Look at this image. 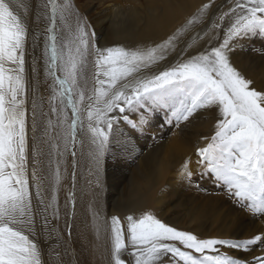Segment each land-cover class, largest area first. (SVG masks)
<instances>
[{"label": "snow or ice", "instance_id": "snow-or-ice-1", "mask_svg": "<svg viewBox=\"0 0 264 264\" xmlns=\"http://www.w3.org/2000/svg\"><path fill=\"white\" fill-rule=\"evenodd\" d=\"M219 4L201 0L160 36L102 47L73 0H0V264H46V247H75L81 217L97 239L103 228L104 264H264V254L251 260L230 254L264 244V229L250 238L202 237L146 206L108 216L99 198L114 144L134 161L138 136L161 112L178 130L208 113L214 130L200 138L204 146H194L195 167L192 155L179 165L180 181L195 188L213 181L235 206L264 221V82L257 84L232 60L242 41H264V0H230L226 10ZM42 15L43 74L51 81L46 111L37 97L39 57L35 47L29 51ZM89 64L91 95L79 90L77 98ZM78 144L87 146L89 166L79 210Z\"/></svg>", "mask_w": 264, "mask_h": 264}, {"label": "rangeland", "instance_id": "rangeland-1", "mask_svg": "<svg viewBox=\"0 0 264 264\" xmlns=\"http://www.w3.org/2000/svg\"><path fill=\"white\" fill-rule=\"evenodd\" d=\"M57 2L59 3L60 0H57ZM229 2L230 0H220L219 7L221 9L226 10L225 5ZM37 3H46V0H37ZM79 6L82 7L81 4H79ZM44 11H48L50 14V10H44ZM188 16L189 15H187L186 17ZM186 17L178 20L175 23V25L172 27V29L176 25L180 24ZM33 20L35 21V10L33 15ZM35 26H37V29H35ZM40 27L43 28V30ZM46 27H47V21L44 18L40 19L39 21H36L33 25V28L37 39L34 41L31 37L29 38L30 53L32 52L33 47H35L34 54L36 57H39V66H40L39 78L41 83H40L39 93H37V97L44 98L45 111L47 110L46 99L49 95L47 91V87L48 84L51 83V81H47V82L44 81V74H43L44 35H42L41 33L44 32V29H46ZM262 50H264V41H262L259 37H256L253 39L242 41L241 45L236 48V51L232 56V60L234 64L237 67L241 68L248 77L254 79L257 82V84L264 82V51ZM28 59H29V64H31V59H32L31 55L29 56ZM90 68H92L91 64H89V70L93 72L94 68L92 69ZM88 72L89 74L86 73L88 74V82H87L88 89L85 88L86 87L85 80H82L81 81L82 89H78L77 92L74 93V96L77 98H78L79 90H84L86 95H89V86L91 88V84H94V82L92 81L94 72L93 73H91L90 71ZM90 73L92 75H90ZM31 102H32V94L30 92L29 108ZM68 114L70 115V112ZM165 119L166 118L164 116V113L161 112L159 114V117L153 120L151 130L138 136L136 140L138 149L136 148L137 149L136 151L138 153L142 151L141 153H143L141 154V156L143 155L142 156L143 161L140 163L139 165L140 167L136 165L137 164L136 157L134 161L131 159L130 155L125 157L123 155V152L121 151L122 149L114 144L112 149L113 152L112 155L116 159H120V158L121 159L117 160V167L113 169L114 172L112 171L113 172L112 178L114 176V180H118L122 184L121 186L120 185L112 186L111 191H113L112 194L113 193L114 194L112 195V198L110 199L107 198L106 200L105 205L107 206L109 216L113 214H120L121 211L111 209L114 206L120 205L119 208H123V207L126 208L125 206H127L128 202L130 201V198H128V195L131 191L130 184H132L134 180H135L134 183H136V180L138 178V175L136 174L137 171L136 169L137 167H139L140 171L146 170L148 173L147 176L149 178H152L153 181L155 180L156 188H153L152 197L156 200L155 206H157V210H159L163 215L165 212V215L169 216L171 222L174 223L177 227L180 226L179 228L194 230L197 233H199L202 237H220V238H230V237L250 238L251 236L258 234L261 231V229H264V221H262L261 219H253V217L250 214L235 206L230 200L227 199V197L224 194V189L220 187L219 184L214 183L213 181L210 180H202V181H198L200 187L195 188V187H188L186 183H182L179 179V174H178L179 165L186 157L192 155L193 167H195V156L193 155L194 146H201V147L204 146V141H202L200 138L202 136H210L212 134V131L214 130L215 121L210 118V115L208 113H201L200 115L192 119L190 123L184 125L182 130H178L175 126L167 125ZM82 120L85 122V113L82 116ZM29 123H31L30 109H29ZM122 123L123 122H121V124ZM119 126L120 129L124 130V132L126 131L125 134H127L128 132L127 127L124 124H122V126L121 125ZM29 136H31L30 130H29ZM79 139L81 140L83 139V133H80ZM84 149L82 150L78 144L77 146L78 159L82 157L80 158L81 160H79V165L77 167L78 183H80L77 184V189H76V192L78 190L77 192L78 210L80 205L79 190L82 183V180L80 179L82 177L80 175H82L84 171L86 173V169L83 163ZM118 150H120L121 152ZM165 153H166V157H165ZM165 160H168L167 164ZM168 163H170V166L168 165ZM129 174L130 175L132 174V176H130ZM103 177L104 176H102L101 178V183L104 192L102 191L100 193L102 196L105 195L104 193L106 190L105 178ZM131 179L133 181H131ZM69 182H70V178H69ZM66 191H67V186H65V190L62 191L60 194V197L62 196L61 203H63V197L64 195H66ZM161 213L159 215L163 216L161 215ZM78 215H79V211H78ZM213 219L215 220L213 221ZM80 220L81 219H79L76 223V228L74 229L73 232V239H77V236L81 234ZM211 222L213 224H211ZM262 249H264V244L257 243L255 246L252 247V249L246 255L238 252H231L230 254L237 256L239 258L251 260L253 256L264 254V252L261 251ZM88 253H89V248L86 243V240L81 236L80 239L77 240L75 247H72L71 245L61 247L55 244H53L50 247H46L43 258L46 264H59L61 260H63V264H78V262L79 264H91V259Z\"/></svg>", "mask_w": 264, "mask_h": 264}, {"label": "bare ground", "instance_id": "bare-ground-1", "mask_svg": "<svg viewBox=\"0 0 264 264\" xmlns=\"http://www.w3.org/2000/svg\"><path fill=\"white\" fill-rule=\"evenodd\" d=\"M73 2L75 4V6L79 9L81 14L88 18L92 27L96 31L100 46H102V47L112 46L115 43L130 42L134 39L143 38V37L155 38L157 36H160L163 33L171 30L172 27L175 25V23L178 20H180V19L186 17L187 15H189L190 13H192L197 8V6H199L201 4V0H73ZM79 4H81L83 8L81 6H79ZM39 11H41L42 13L44 12L43 9H40ZM41 19H43V15L41 16ZM35 29H37V26H35ZM41 29L43 30V28H41ZM92 68H90V69H92ZM88 71L91 72V70H89V66L85 72V77H86L85 86L86 87L85 86L84 87L87 89H88L87 82H88V74H89ZM93 72H94V69H93ZM93 72H91V73H93ZM86 73H88V74H86ZM91 73H90V75H92ZM42 81H43V79H42ZM92 81L94 82V80H92ZM92 85H94V84H91V88L89 86V95H91V92H92V88H93ZM38 93H39V91H38ZM46 102H47V99H46ZM29 109H31V105H30ZM86 122H87V114L85 112V126H86ZM122 124H120V125L122 126ZM122 131H124V130H122ZM118 151H120V150H118ZM141 152L142 151H140L138 153V155H136L135 153L132 154V155H135V157L137 159L136 165H138V166L143 161V157H142L143 155L141 156V154H143V153H141ZM86 153H87V146L85 145L84 157H85ZM112 154H113L112 151L108 154L106 163H105V165L102 169V173H101V178H102V176H104L103 178H105V183H106V190L104 193L105 195L102 196L101 194H99L100 203L102 205L106 204L107 198H109V199L112 198V195L114 194V193L112 194L113 191H111L112 186H118V185L121 186V184H122L120 181L114 180V176L112 178V175L114 172L113 169H115L117 167V160L121 159L120 157H119L120 159L114 158ZM165 157H166V153H165ZM80 158H82V157H80ZM80 158H79V160H81ZM162 160H164V159H162ZM165 161L167 164L168 160H165ZM83 163H84V167L86 169V173L84 171L82 175L79 174L82 177V178H80L82 180L81 184H83V182L89 178V166H88L85 158L83 160ZM164 165H165V163H164ZM168 165L170 166V163H168ZM139 167H137V169H136L137 170L136 174L138 175V178L136 177L137 178L136 183H134L135 180L133 181L131 179V181H133V182H132V184H130L131 191L128 195V198H130V201L128 202L127 206H125L126 208H124V207L119 208L120 205H117V206L112 207L111 209L121 211L120 214H127V211L130 208L137 207V206H146L148 208H151L154 212H156L159 215L161 212L159 210H157V206H155L156 200L152 197L153 188H156L155 187V180L153 181L152 178H149L147 176L148 173L146 170L140 171ZM130 176H132V174ZM78 184H80V183H78ZM160 184H161V182H160ZM159 186H161V185H159ZM102 191H103V189H102ZM127 191H129V190H127ZM77 192H78V190H77ZM125 197H126V194H125ZM79 207H80V205H79ZM107 215L109 216L108 210H107ZM161 215H163V214L161 213ZM160 217L165 219L167 222H171V219L169 218L168 215L167 216L165 215V212H164V215L160 216ZM80 219H81L80 220L81 221V227H80L81 234H83L82 235L83 238L86 236L85 240H86V243H87L88 248H89L88 254H89V257L91 259V264H104L103 259H102V255H101L104 252V244H105L103 228L101 227L100 238L97 239L96 234L94 232L85 229V226L83 223V217H81ZM214 220L215 219H213V221ZM212 222H211V224H213Z\"/></svg>", "mask_w": 264, "mask_h": 264}]
</instances>
